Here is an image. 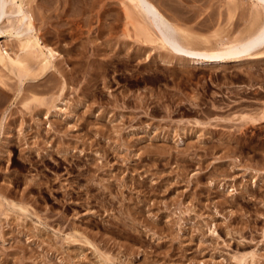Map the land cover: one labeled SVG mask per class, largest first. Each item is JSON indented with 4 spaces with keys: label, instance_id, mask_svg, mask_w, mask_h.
Instances as JSON below:
<instances>
[{
    "label": "rangeland",
    "instance_id": "obj_1",
    "mask_svg": "<svg viewBox=\"0 0 264 264\" xmlns=\"http://www.w3.org/2000/svg\"><path fill=\"white\" fill-rule=\"evenodd\" d=\"M32 1L60 55L21 87L0 40V264H264V53L167 65L127 0ZM252 2L156 0L200 49Z\"/></svg>",
    "mask_w": 264,
    "mask_h": 264
},
{
    "label": "bare ground",
    "instance_id": "obj_2",
    "mask_svg": "<svg viewBox=\"0 0 264 264\" xmlns=\"http://www.w3.org/2000/svg\"><path fill=\"white\" fill-rule=\"evenodd\" d=\"M25 1L27 2V0H0V40L3 37L10 36L9 38H12V40L13 39L16 40L15 43H17V47L19 48V50L22 51V53H19L18 52L19 50L18 51L16 50V55H17L16 60L17 62L21 63V66L24 67L23 73L21 75L18 73L20 75V76L18 75L20 86L24 85L27 79H32L33 78L31 77L32 74L33 75L35 74L34 76L36 77L40 74L42 75L45 73L47 74V72L49 73V71H51L52 68L54 67V60H56L58 55H60L55 49L44 43L43 38L39 34L37 24L35 22L33 10L28 8L30 6H28L27 4L30 3H26ZM127 1L128 2H123L122 0V2L127 6L130 2L131 7L128 8L132 9L131 11L135 13V16H138V14L141 15L139 17L143 18V21L145 20L144 21L145 24L148 25V27L145 26L138 27L140 28L139 29V33H141L140 36L143 37V34L145 33L144 36H146L147 34L148 36V37L146 36L147 39L148 38L151 39L149 36H153V35L157 37L156 41L159 42L158 44L160 45V48L161 49L163 48L164 51V52L162 51L163 56L160 55V60L167 65H173L177 57L179 58L180 55H185V54L192 57L191 60L189 59L192 64L205 67L209 65L212 66L218 63L220 64L224 61L226 62L229 60L232 62L233 61L238 62L244 60V58H246L247 56H251V55L254 56V54L260 55L264 53V0H254L255 2L254 3L252 2L253 4L257 5L258 9L255 7L256 8L254 11L255 15L254 16L251 15L252 16L250 18L251 20L249 19L250 20L249 21L250 25H248L249 27L247 26L248 28L246 30L244 29L245 31L242 32L241 35L239 34L240 35L239 37L234 36L238 38H234V39L228 38L226 39V41H223L221 44H219V46L216 45V48L214 47L215 46L214 45L211 46L214 48L210 47V49L209 48L200 49L201 47L200 45L203 42L207 43L209 40L207 38H202L203 40L206 41H202L201 43L200 36H199L200 38H198L197 37L198 35L188 30L189 28L186 29L184 27H180L177 24H175L174 20H172V18H169L170 16L168 17V15H166L165 12L162 11V8H159L158 4L160 3L157 4L156 0L155 1L127 0ZM24 2L28 7L25 6ZM31 2L33 1L31 0ZM256 10L258 11L256 12ZM127 12L128 11L126 10V14ZM129 16H131L130 17L131 19L132 16L133 18H135L134 15H129ZM232 16H234V14L230 15V18H232ZM6 19L9 25L7 24L5 26ZM3 24L5 27L3 26ZM141 30L143 31V34ZM139 33H137L138 36ZM207 44L209 45V42ZM207 44L205 46H203L204 44H202L203 48L208 46ZM197 45H199L200 47L198 48ZM9 48L10 47H8V49ZM1 49L2 48L0 46V53H1ZM11 49H13V47ZM165 49L167 51L166 53H165ZM168 51L170 54H167ZM164 53L166 54V56ZM3 59L4 57L0 54V63L2 62ZM184 61H185L184 59L181 60L179 64L184 63ZM45 100L48 101L49 98Z\"/></svg>",
    "mask_w": 264,
    "mask_h": 264
}]
</instances>
